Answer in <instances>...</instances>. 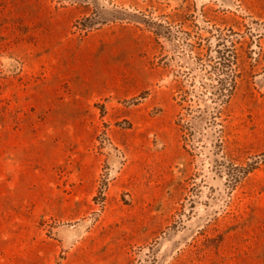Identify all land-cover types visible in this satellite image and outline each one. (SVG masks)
<instances>
[{
	"label": "rangeland",
	"instance_id": "obj_1",
	"mask_svg": "<svg viewBox=\"0 0 264 264\" xmlns=\"http://www.w3.org/2000/svg\"><path fill=\"white\" fill-rule=\"evenodd\" d=\"M0 264H264V0H0Z\"/></svg>",
	"mask_w": 264,
	"mask_h": 264
},
{
	"label": "trees",
	"instance_id": "obj_2",
	"mask_svg": "<svg viewBox=\"0 0 264 264\" xmlns=\"http://www.w3.org/2000/svg\"><path fill=\"white\" fill-rule=\"evenodd\" d=\"M222 57H224V59H227V56H225V54L222 55ZM226 64L228 63L224 62V65L222 67L221 66L217 67V76H218L217 83L219 84L220 91L223 92L222 94H224V90H226L225 88L227 87V80L230 78L229 76L230 73H228V69H226L225 67ZM188 126L189 128H191L189 124Z\"/></svg>",
	"mask_w": 264,
	"mask_h": 264
}]
</instances>
